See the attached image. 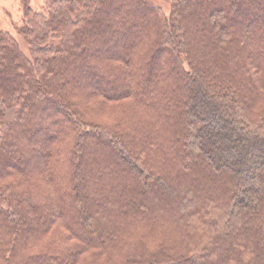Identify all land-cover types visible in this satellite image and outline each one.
Instances as JSON below:
<instances>
[{"label":"trees","instance_id":"1","mask_svg":"<svg viewBox=\"0 0 264 264\" xmlns=\"http://www.w3.org/2000/svg\"><path fill=\"white\" fill-rule=\"evenodd\" d=\"M170 1L0 29V264H264V0Z\"/></svg>","mask_w":264,"mask_h":264},{"label":"rangeland","instance_id":"2","mask_svg":"<svg viewBox=\"0 0 264 264\" xmlns=\"http://www.w3.org/2000/svg\"><path fill=\"white\" fill-rule=\"evenodd\" d=\"M31 5L37 11H42L46 0H30ZM160 5L167 13L170 11V0H153ZM22 0H0V29L9 31L19 41L22 51L29 53L28 45L16 31V26L22 24Z\"/></svg>","mask_w":264,"mask_h":264}]
</instances>
